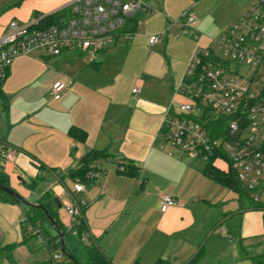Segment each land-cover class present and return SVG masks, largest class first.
<instances>
[{
  "label": "crops",
  "instance_id": "0c3cea01",
  "mask_svg": "<svg viewBox=\"0 0 264 264\" xmlns=\"http://www.w3.org/2000/svg\"><path fill=\"white\" fill-rule=\"evenodd\" d=\"M70 1L18 0L0 15V35L9 20L32 21L36 28L57 24L65 19ZM167 2L171 11L161 15L169 22L185 8L179 4L173 10ZM140 35L132 37L127 49L101 50L94 61L75 50L58 56L35 50L11 61L0 91V140L15 150L12 159L0 163L9 187L25 199L31 190L25 185L40 176L34 186L38 195L31 202L45 192L56 198V222L62 227L68 222L64 205L71 203V196L82 197L87 203L82 211L86 243L112 264L257 263L264 248L263 213L233 189L203 175L204 163L199 166V160L157 137L165 107L179 99L172 90L195 42L177 39L185 46L182 55L157 78L149 72L151 51L129 58L135 48L145 49ZM213 38L202 36L199 45L205 47ZM56 82L64 88L52 100L49 91ZM71 127L83 132L81 140L67 136ZM89 151H105L108 158L99 163L101 173L83 184V193L73 194L66 172ZM35 162L51 171L38 172ZM162 194L175 200L163 213L158 208ZM0 212V247L16 245L13 264L18 258L27 264L50 262L47 248H30L28 239L23 240L21 220L17 223L22 207L0 202ZM42 225L48 235L54 234L50 223ZM8 229L17 236L7 240Z\"/></svg>",
  "mask_w": 264,
  "mask_h": 264
},
{
  "label": "built area",
  "instance_id": "2783aa9c",
  "mask_svg": "<svg viewBox=\"0 0 264 264\" xmlns=\"http://www.w3.org/2000/svg\"><path fill=\"white\" fill-rule=\"evenodd\" d=\"M147 7L139 0H72L63 21L44 28L35 22L9 20L0 35V91L11 61L40 50L58 56L65 50L86 52L89 61L109 46L127 45L138 15ZM189 9L168 22L195 41L184 71L173 87L179 98L165 107L157 137L190 159L210 163L232 173L246 199L264 208V0H255L220 36L199 45L201 35L192 28ZM161 35H151L147 44H157ZM62 82L51 86L49 97L59 98ZM132 93H137L133 89ZM15 150L0 140V161L12 159ZM121 168V167H119ZM97 169V168H96ZM97 171V170H96ZM88 173L93 180L97 172ZM84 187L72 183L71 192L80 195ZM71 196V195H70ZM86 201L71 196L64 205L68 219L64 230L74 236L83 224ZM175 204L166 194L158 198L160 212ZM24 233L49 250L55 264H67L59 239L49 240L38 226L22 218ZM86 243L85 239H82ZM56 250V252H50Z\"/></svg>",
  "mask_w": 264,
  "mask_h": 264
},
{
  "label": "rangeland",
  "instance_id": "374dc122",
  "mask_svg": "<svg viewBox=\"0 0 264 264\" xmlns=\"http://www.w3.org/2000/svg\"><path fill=\"white\" fill-rule=\"evenodd\" d=\"M139 1H141L147 7V10L145 13L139 14V16L137 17L138 20L141 22V25L136 27L135 36H133L137 37V34H143L140 36L145 37V39H143V41L145 40V49H142L141 47L135 48L129 53V58L136 59L138 56L142 55L144 51H151L152 55L149 59L150 63L148 65L149 72H151V74H153L157 78L162 77L166 73L167 65L173 67L185 49L184 44H182L181 41L177 39L182 37L188 38L189 36L182 34L179 30V26H175L174 28L168 27V22L167 20H164L163 17L171 11L169 9L170 6L167 0ZM254 1L255 0H170L173 10H177L179 4L183 5L185 9H189L190 14L194 18L192 28L197 31V33L200 34L201 37L203 36L211 38H216L220 36L228 27L233 24V22L240 15L245 12V10ZM17 2L18 0H0V15L6 13L8 10H11L15 6L14 4H16ZM158 11H160V13H158ZM161 14L164 15L162 16ZM179 14L175 17L177 18ZM151 35H161V38L159 40L160 44L158 43L153 46H149V48L148 45H146V40ZM165 39L168 42L166 43V46L163 47V41ZM112 47L113 46H109L108 48L110 49ZM116 48L127 49L128 47L125 45H121L117 46ZM1 131L2 128L0 127V137ZM196 163L199 166L203 165L202 161H197ZM37 190L38 189L36 188L28 190V196H26L24 200L28 202L34 201L38 195ZM21 217L22 216L20 215V218L17 220V223L21 220ZM2 218L3 215L0 212V228L3 230L4 221ZM44 225L47 226V222H44ZM44 228L45 227L42 225L40 229L44 232ZM10 236L13 238L14 236H17V233L13 231L12 233H10V229H8V231H5V238L9 240V238H11ZM27 239L28 240L26 244H28L30 248L33 247L34 249H41L38 247L39 244L36 243L33 238L27 237ZM0 240H3V236L0 237ZM64 245L68 250L71 248V244L68 241H64ZM50 252H56V250H51ZM75 258L78 260L79 263H81V258L79 257V255L75 254ZM259 260L264 261V248L262 251L261 258ZM49 261L50 262H45L42 264H55L52 263L50 260V253ZM1 264H6V261H3ZM16 264L27 263L25 259L21 261L18 258V262H16ZM164 264L170 263L165 262Z\"/></svg>",
  "mask_w": 264,
  "mask_h": 264
},
{
  "label": "trees",
  "instance_id": "16d2710c",
  "mask_svg": "<svg viewBox=\"0 0 264 264\" xmlns=\"http://www.w3.org/2000/svg\"><path fill=\"white\" fill-rule=\"evenodd\" d=\"M0 104H2V96L0 94ZM67 136L73 140H81L83 137V132L77 128H69L67 130ZM108 158V154H106L105 151H89L86 154H84L77 165L71 169H69L66 172V177L71 180L73 183L74 181H78L81 184H87L91 181V179L88 178V173L91 171H96L97 174L101 173V170L99 169V163L102 160H106ZM36 168L38 172H44V171H51L47 168H45L42 164L36 163ZM97 168V169H96ZM120 173H123L120 171ZM203 175H205L208 178H211L224 186H227L228 188L233 189L236 191L240 197L246 199L245 193L241 190L238 183L234 179L232 173L220 169L216 166L211 165L210 163H205L204 168L202 170ZM40 176H36L34 180L30 181L27 185H25L28 189H33L35 186V183L37 180H40ZM0 185L4 187H9L8 185V176L3 172L2 167L0 166ZM11 189V188H10ZM13 190V189H12ZM14 191V190H13ZM15 192V191H14ZM0 202H10L18 204L23 209V215L22 218L24 221L30 223L33 226H38L41 228V225L43 222H48V220L45 218V215L38 209L32 208V207H26L20 204L16 199L13 197L0 192ZM36 204H40L43 206L47 214L50 218H52L56 222V205L52 202V197L49 195V193L45 192L36 200ZM263 218H264V208H262ZM51 225V224H50ZM56 228L52 227V230L54 231V234L51 236L44 231L43 234L51 240L52 238H58L57 234L62 235V243L64 246V250L68 255H71L75 261L78 264H112L111 261L105 257V255L92 243H83L82 239L85 235V226L84 224H79V227L76 231V234L74 236L69 235L65 232L64 227L60 226L56 222ZM20 229L23 236V240L27 238V236L24 233L22 223H20ZM64 241H68L71 244V248L68 250L65 245ZM15 244H9L5 246L0 247V264L3 261H7L10 264H13L14 261L11 256V251L15 248ZM75 254L79 255L81 258V263L78 262V260L75 258ZM262 255V254H261ZM64 260L67 264H71V262L68 260L67 257L64 256ZM164 260L156 261L154 264H164ZM264 264V261L259 260L255 264ZM190 264V263H187Z\"/></svg>",
  "mask_w": 264,
  "mask_h": 264
},
{
  "label": "water",
  "instance_id": "95a60500",
  "mask_svg": "<svg viewBox=\"0 0 264 264\" xmlns=\"http://www.w3.org/2000/svg\"><path fill=\"white\" fill-rule=\"evenodd\" d=\"M0 192L5 193V194L13 197L14 199H16L23 206L32 207V208L40 210L45 215V218L48 220V222L51 224V226L53 228H56V226H57L56 222L52 218L49 217V215L47 214V212L45 211V209L43 208L42 205L36 204V203H32V202H28V201L24 200L21 196H19L17 193H15L12 189H10L8 187H4L2 185H0ZM52 202L56 205L57 208L60 207V204L57 202L56 198H52ZM57 236H58V239H59L60 251L63 254V256L67 257L68 260L71 262V264H78L75 261V259L71 255H68L66 253V251L64 250V246H63V243H62V240H61L62 235L60 234V232H59V234H57Z\"/></svg>",
  "mask_w": 264,
  "mask_h": 264
}]
</instances>
